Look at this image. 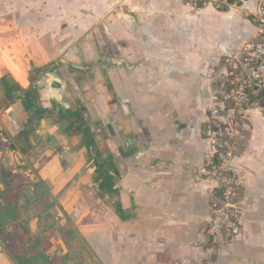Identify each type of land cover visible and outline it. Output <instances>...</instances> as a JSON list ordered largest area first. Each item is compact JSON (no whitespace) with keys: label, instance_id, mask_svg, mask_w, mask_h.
Listing matches in <instances>:
<instances>
[{"label":"crops","instance_id":"0c3cea01","mask_svg":"<svg viewBox=\"0 0 264 264\" xmlns=\"http://www.w3.org/2000/svg\"><path fill=\"white\" fill-rule=\"evenodd\" d=\"M24 1L41 4L42 8L45 3L51 4L47 13H53V4L57 5L61 14L55 12L57 18L67 19L71 31H66L78 33L75 36L98 27L94 30L96 35L84 47L80 46L81 53L84 58L99 62L106 74L102 77L95 68L94 88L84 81L80 85L85 97L99 106L91 107L89 130H95L91 136L93 148L108 152L109 160L100 162L111 165L104 171L109 174L108 183L115 193L109 197L111 203L107 199L95 202L92 207L77 210L72 218L77 236L81 240L88 237L86 246L92 262L97 264L99 259L104 264H264L263 103L252 99L238 126L233 165L240 193L238 201L244 212L241 236L220 239L221 244L212 243L209 231L213 224L209 217L214 190L203 174L210 156L203 131L212 78L217 80L222 75L217 61L254 40L259 0ZM101 50L103 59L99 58ZM5 64L3 67L13 70L9 62ZM0 72L3 89L6 84L15 90L5 69ZM59 98L63 99L59 94L58 100L53 97V105L58 109L48 110L56 112L49 117H73L77 121L71 120L63 130L62 121L49 128L50 121L44 120L42 124L47 128L39 132H46L42 140L51 135L60 139L55 145L43 142L56 147L57 152L46 150L50 157L44 159L41 172L38 171L53 186V197L70 181L69 176L84 172L88 181L92 170L84 169L83 144L88 150L91 146L86 134L77 133L85 131L81 115L73 107L61 110ZM12 100L5 108L4 123L8 126L12 116L16 115L14 124H18L20 116L27 122L25 117L33 110L42 115L47 112H43L44 106L39 111L29 110L28 105L36 106L31 97L26 100L28 112L17 108ZM12 129L15 131L13 126ZM21 136L24 149L39 138L31 140L26 131ZM81 138L84 139L79 141ZM61 155L65 156L64 167ZM80 178L85 180L83 175ZM69 195V190L64 191L55 203L71 211ZM88 211L92 223L84 224L81 221ZM5 259L0 254V264H11Z\"/></svg>","mask_w":264,"mask_h":264},{"label":"flooded vegetation","instance_id":"af4514ba","mask_svg":"<svg viewBox=\"0 0 264 264\" xmlns=\"http://www.w3.org/2000/svg\"><path fill=\"white\" fill-rule=\"evenodd\" d=\"M81 45L75 44L74 51L76 52V55H74V54L71 55L72 58L66 57L65 59L60 61L59 64H57L56 66H53V68L51 69L50 72L45 73V77H42V80H41V83L43 84V91L41 93H37V92L33 93V92H31V90H27L24 93L25 95H28V99L31 97V99L33 98L34 102L36 103V106H34V104H31V107H29V105H28L29 110H33L36 108L39 111V109L41 107L37 106V102L38 101L40 102L42 100L44 102L43 112L46 110H47V112L43 113L44 115H42L39 112L35 113L33 110L32 114H30L29 116L26 115L25 120H27V122H24L22 116H20L19 119L16 120L18 124H16V122L14 124V119H15L16 115L14 116V118L12 116L11 121L9 120L10 126H7L6 124L2 125L0 123V131H1V133H3L5 135L6 139H8L7 142H8L9 148L11 150H15L16 147H18L27 159H32V157H35L37 153H40V150L36 151V149L39 148L41 145H45L44 143H47V142H49L51 145H55V144L59 143V140H60V139H56L52 135L49 136V139L42 140L44 135H46V132L39 134L40 129L41 128L42 129L47 128L46 125L43 126V124H42L44 120L50 121L49 128L51 126H55V125L59 126V122L62 121L64 123L62 125L63 130H64V125H68L72 121H77V118H73V117L70 120L65 119V118H58V115H54L52 117H49V116H51V114H56L55 111L50 112L51 110H57L58 109V106L53 105L54 104L53 103V100H54L53 97H55L58 100V94L61 95V97H63V99L59 98V101H60L59 103L62 104L59 108L61 110H63V109L71 110L72 107H73V109H77L79 111V114L81 115V117H80L82 119L81 123H83V125H85V128H86V129L84 128L85 131L83 132V131L78 130L77 133L82 132L81 133L82 135L86 134V137L89 138L88 143L91 146V150H88L86 143L83 144V147L85 149V154L83 156L84 157L83 163H84V169L89 170L88 169L89 167L92 169L90 171V173L88 174L90 179L88 181L86 180L87 176L84 175V172L78 176L76 174H74L72 177L69 176L70 181L66 182L63 186H61L59 188L58 192L55 193V196L53 198L52 195H49V187L51 189L53 186L50 185V183H49L50 181L48 180V178H43L38 173V171L34 172V174L36 176L35 179L30 180L27 178V176L26 177L23 176L22 173L15 172V171H13L7 167L6 169L9 171V173L7 174L6 181L3 182L2 179H0V194L4 193L5 197L4 198L0 197V199H5L8 195V193H10L11 195H14V193H15L14 198L18 199L21 196V192L24 191L25 186L29 185L32 187L31 191H33L34 195L33 196L30 194L24 195L27 197V202L25 201L26 205L27 204L30 205V204L34 203L35 201L41 200L44 198L49 199L48 202L50 201L51 203L56 205L55 202H58L60 200V199L59 200L57 199L58 196L62 195V197H63L64 191L69 190L70 191V195H69L70 204H72L73 208L71 211L65 210L63 208H61L60 210H62V212H64L65 214L72 216V218L74 215H77L74 213H77V210L79 208H81V209H83V207L89 208V207H92L95 202H98V203L104 202V201L106 202L107 200L110 201V203H111V199H109V197L112 195V192L115 193V191L112 190L114 188H112L110 186V184L108 183L109 178L107 176L109 174L106 175V173L104 171V169L107 166H111V165L110 164L104 165L103 163L100 162V160L101 161L109 160V158H108L109 155H108V152L101 151L102 149H99L97 147L95 149L93 148V146L95 147V142L91 136L95 135V130H93V131L89 130L91 123L89 122L88 119L90 118V114L92 112L91 107H92V105H95L97 107V109H99V106L95 103L96 102L95 100L91 101L87 97H85V93L82 92V88H81L82 86L80 85V84H82L81 81H84L87 83V86H90V84H91L90 87H93L94 84L96 83V78L94 77L95 68H97L101 72L102 77L105 76L106 70L103 66L98 65L100 63L97 62L96 60L92 61L91 59L83 58V55L81 53L82 49L80 47ZM98 49H95V50H98ZM102 51L103 50H101V53L99 52L100 53L99 54L100 59L104 58V56L101 55ZM68 56H70V55L68 54ZM61 69L63 71H61ZM35 75H37V74H35ZM33 76H34V74H33ZM32 86H33V84H32ZM34 86H35V84H34ZM37 86L38 85H36L33 90L38 89ZM24 94H16V95H14L15 99L12 100V103L16 104L17 108H19V109L20 108L26 109L27 98L25 96H23ZM45 94H47L49 96L48 97L49 99L45 97ZM42 101H41V103H42ZM90 102H91V106H90ZM88 106H90V108ZM32 107H34V108H32ZM48 110H50V111H48ZM26 112H28L27 109H26ZM12 121H13V123H12ZM81 123H78V124H81ZM11 126H13L15 131L13 129L11 131ZM16 128L20 131H16ZM86 130H88V131L86 132ZM22 131H26L27 133H29L31 140H33L35 136H39V138H36L35 142L32 143L31 147L26 148V149H24L23 145H21L22 138H23L21 136ZM58 131H60V130H58ZM98 131H100V129ZM203 134H204L203 138L206 139L205 127H204ZM82 139H84V138H81L78 140L81 141ZM57 146H62V145L58 144ZM55 148L53 149V151L55 150ZM60 158H62L61 163H62V166L64 167L66 164L65 156L61 155ZM95 160H97V162ZM26 162H29V160H26ZM212 162H213L212 157L209 156L208 160L206 161V163L203 167V174L205 175L206 180L210 176L208 173H209V170L211 169ZM209 163L211 165H209ZM0 164H1V160H0ZM31 170L33 171V169H31ZM82 175L85 177L84 181H82L80 178V176H82ZM20 178L25 180V181L23 183H21V182L19 183ZM13 182H15V186L17 185V183H19V185H18L19 189L18 190H15V186L12 190ZM71 182H73V184H71ZM212 190H214V200L211 203L209 219H210V222L213 224V227L212 228L210 227L211 231H209V235L212 237L211 238L212 243L215 245V244H217V241H218V244H221L220 239L225 241V240H229L230 238H237L244 233V229H243L244 228V224H243L244 212H243V208H242L241 204L238 201V199L240 198V193H239L238 186H237V179H236V189L234 190L233 195H232V202L231 203L234 204V206H232V207H229L228 205L225 204V202L223 200H221V192H220V189L218 187H212ZM99 193H102L103 197H101V196L97 197L96 195ZM2 207L3 206H1L0 208H2ZM60 207H62V206H60ZM218 210H221L223 212L233 210V212L235 213L233 216H230L228 219V222L233 223V225H237V227H238V231H237V234L235 236L229 235V233L224 229V228H226L225 225L222 226L221 223H219L220 221L218 218H219L220 214L218 213ZM89 212L90 211H88L85 215H83V220H85L84 217H87V216L90 217ZM16 214L17 215H16L15 219L17 220L19 217L18 209L16 210ZM221 218L222 217L220 215V219ZM217 220H218V222H217ZM215 221L219 224V228H220L221 232L215 226L216 225ZM71 223H72V220H71ZM71 223L69 222V220H66V224L68 226L67 233L69 231L71 232V234L70 235L68 234V235L69 236L73 235V237L76 238L78 241H80V243H82V244L86 243V245L88 246V244H89V242L87 240L88 237L84 236L83 239L81 240L77 236L76 231H78V229L76 230L75 227ZM24 228H27V227L24 226ZM13 232H16V234H18L16 229ZM221 233H222V235H221ZM18 235H20V234H18ZM27 235L28 234L26 233L23 235V237L26 238L27 240L32 239L35 241H39L40 244L43 245V248H44L43 252H44L45 258H42V257L39 258L41 260V262L39 261V264H70V261L68 263L65 262V258H64L65 253H58V252L53 253L54 247L51 244V240L48 237L47 238H35V239H33ZM88 236H89V234H88ZM0 248L2 249L1 252H3V254L7 256V258L9 259L11 264H18L16 261H14V259H12L8 255V253H6L4 246L1 242H0ZM48 253H50V254H48Z\"/></svg>","mask_w":264,"mask_h":264},{"label":"rangeland","instance_id":"374dc122","mask_svg":"<svg viewBox=\"0 0 264 264\" xmlns=\"http://www.w3.org/2000/svg\"><path fill=\"white\" fill-rule=\"evenodd\" d=\"M37 5H39V8L36 7ZM53 5V13H47V10L51 7V4L48 3H45L46 8H42L41 4H33L24 0H0V70L5 69L9 78L8 81L11 84L16 83L23 94L27 90H31L33 93H41L43 90L41 80L42 77H45V73L50 72L53 66L59 64L66 57L72 58L71 55H76L74 51L75 44H82L81 46L84 47L86 41L91 40L92 35H96L94 30L98 27L88 29L86 34L79 37L75 36L78 33H67L68 30L71 31L67 28L68 21L67 19H62V17L57 18L56 14H60L58 6ZM35 11L38 12L36 13ZM74 37L78 38L73 40ZM6 62L13 66V70L3 67V65L6 66ZM61 71L63 70L61 69ZM1 76L2 74L0 75V123L5 125V108L6 106L8 107L11 101L10 99L8 101L2 100L4 95H8V93L3 90V84L1 83L3 78ZM32 84L33 86L34 84L35 86L38 85V89L33 90L35 86L33 87ZM41 106H44V103L39 105V107ZM7 140L0 131V160L2 167H8L15 172L22 173L28 179L34 180L36 177L34 172H41L40 167L44 159L50 157V155L45 153L46 150L52 152L53 148L48 144L42 145L36 149V151L40 150V153H35L36 156L32 157V159H27L18 147L15 150H11ZM53 152L56 153L57 150ZM26 160H29V162H26ZM209 165L211 164L209 163ZM24 181L21 178L19 179V183ZM19 183L15 186V182H13L12 190L14 186L15 190H18ZM31 190L32 187L28 185L25 186L18 199L14 198L15 193L14 195L8 193L5 199H0V207L5 203L12 202L13 206H16L19 211L18 219L12 223L17 233L24 235L21 229L26 226L28 230L27 236L33 239L48 237L54 247L53 253H65L66 263L70 261V264H96V261L95 263L92 262L86 243L82 244L76 238L69 236L71 234L70 231L67 233L66 220L71 223L72 216L62 212L60 210L62 207H60L59 203L54 205L49 201L50 204L48 202L49 199L44 198L26 205L27 197L24 195L30 194L33 196L34 194ZM50 192L49 187V195L51 194ZM60 197L62 195L58 196L59 199ZM84 219L81 221L84 224L92 223L91 217L87 216ZM12 225H7L6 229L8 231L12 230ZM1 248V258L5 257V260L10 263L7 256L1 252ZM100 262L104 264L102 260L97 259V264H101Z\"/></svg>","mask_w":264,"mask_h":264},{"label":"built area","instance_id":"2783aa9c","mask_svg":"<svg viewBox=\"0 0 264 264\" xmlns=\"http://www.w3.org/2000/svg\"><path fill=\"white\" fill-rule=\"evenodd\" d=\"M254 23V40L238 52L220 58L218 67L222 75L217 80L212 78L211 102L205 121V137L210 140L213 160L208 169V180L212 187L220 189L221 200L229 207L234 206L231 203L236 189L233 159L238 146L240 119L252 99L264 104V0H259ZM218 213L222 217L220 219L219 215V223L225 225L229 235L235 236L238 227L228 222L235 214L233 210H218ZM217 222L215 226L220 230Z\"/></svg>","mask_w":264,"mask_h":264},{"label":"trees","instance_id":"16d2710c","mask_svg":"<svg viewBox=\"0 0 264 264\" xmlns=\"http://www.w3.org/2000/svg\"><path fill=\"white\" fill-rule=\"evenodd\" d=\"M8 173L9 171L0 164V179L3 182L6 181ZM0 197L4 198V193H1ZM16 210L17 208L13 206L12 202L5 203L0 208V242L3 244L6 253L18 264H39V261L41 262L39 258H45L43 245L39 241L27 240L23 235L13 232L15 226L12 223L16 220ZM7 225H12V230L8 231ZM21 230L24 234L27 233L26 228L22 227Z\"/></svg>","mask_w":264,"mask_h":264},{"label":"water","instance_id":"95a60500","mask_svg":"<svg viewBox=\"0 0 264 264\" xmlns=\"http://www.w3.org/2000/svg\"><path fill=\"white\" fill-rule=\"evenodd\" d=\"M220 60V59H219ZM219 60L217 61V62H219ZM10 84V83H9ZM10 85H13L16 89L15 90H10L9 88H8V86L6 85V84H4V92L5 91H7L6 93H8V95H4V97H3V100L4 101H8L9 99H10V101L14 98V95H16L15 93H18V94H22V93H20V88L16 85V83H13V84H10ZM12 86V87H13ZM23 96H25L26 98H28V95H23ZM210 102H211V93H210ZM210 102H209V104H210ZM8 126V125H7ZM12 131V130H11ZM206 140V142L208 143V146L210 145V140H208V139H205ZM209 150H210V154H211V148L209 147Z\"/></svg>","mask_w":264,"mask_h":264}]
</instances>
